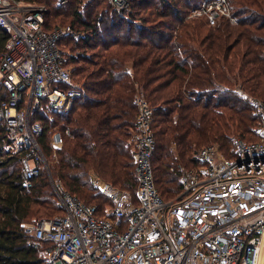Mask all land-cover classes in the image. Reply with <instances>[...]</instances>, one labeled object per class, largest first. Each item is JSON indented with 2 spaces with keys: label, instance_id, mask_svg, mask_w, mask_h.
<instances>
[{
  "label": "trees",
  "instance_id": "trees-1",
  "mask_svg": "<svg viewBox=\"0 0 264 264\" xmlns=\"http://www.w3.org/2000/svg\"><path fill=\"white\" fill-rule=\"evenodd\" d=\"M31 1L46 6L47 31L64 15L61 9L71 7L73 51L65 61L81 96L67 112L32 118L42 125L38 141L48 171L41 170L30 191L22 188L20 158L4 147L0 123V264H45L42 248L33 246L22 224L64 212L49 176L96 211L110 200L95 178L135 188L136 92L153 107L152 166L165 200L181 189L179 160L196 165L193 153L212 143L232 157L237 138L258 140L253 130L259 118L249 96L264 102V0H229L237 22L221 17L214 25L204 16L186 18L202 0H128L121 16L110 0ZM76 24L83 33H75ZM7 38L0 32V55ZM54 129L63 135L59 148L51 143Z\"/></svg>",
  "mask_w": 264,
  "mask_h": 264
},
{
  "label": "built area",
  "instance_id": "built-area-1",
  "mask_svg": "<svg viewBox=\"0 0 264 264\" xmlns=\"http://www.w3.org/2000/svg\"><path fill=\"white\" fill-rule=\"evenodd\" d=\"M110 2L123 15L128 0ZM46 9L41 3L0 0V32L8 35L0 55V123L4 147L20 158L24 191L42 169L48 171L38 141L42 125L32 118L42 111L67 112L81 96L59 45L71 29L45 30ZM200 16L211 25L221 17L237 22L229 0H202L186 18ZM133 102L135 193L96 178L94 185L110 200L100 215L49 176L64 212L22 224L33 246L42 248L44 263L264 264V102H252L258 140L237 138L232 157L223 156L215 143L200 148L196 165L178 168L181 189L169 200L155 186L153 107L141 92ZM51 137L53 146L62 145L60 131L54 129Z\"/></svg>",
  "mask_w": 264,
  "mask_h": 264
},
{
  "label": "rangeland",
  "instance_id": "rangeland-1",
  "mask_svg": "<svg viewBox=\"0 0 264 264\" xmlns=\"http://www.w3.org/2000/svg\"><path fill=\"white\" fill-rule=\"evenodd\" d=\"M40 1H44V0H40ZM25 2L26 3H29V2H34V1H31V0H25ZM105 5V4H104ZM51 7V6H50ZM125 8H127V7H125ZM66 9V10H65ZM101 9H102V7H100V8H98V10L99 11H101ZM104 9H105V11H107L108 10V7L107 6H105L104 7ZM47 10V9H46ZM125 10V9H124ZM124 10H123V13H124ZM61 11H62V14H64L63 16H58L57 17V21H56V23H54L53 25H55V26H53V25H51L53 28L54 27H67V26H69V21H70V19L69 18H71L69 15H72L71 14V7H69V8H64V10H62L61 9ZM111 11V9L109 10V12ZM46 12L47 11H45V13H44V18H45V14H46ZM112 12V11H111ZM48 19H51V18H48ZM67 21V22H66ZM75 30H76V32L75 33H79V31L81 32V33H83L82 31V28H80V26H78L77 24H76V27L74 28ZM69 31L67 32V33H65V34H63V45H62V48L65 50V52H66V54H72L71 52L73 51L71 48H70V44H69V42H68V40H69V38H68V36H70L69 35ZM76 34H74V39H77L78 37H77V35L75 36ZM76 43H78V42H76ZM77 51V50H76ZM249 98L251 99V101L253 102V100H254V98H251L250 96H249ZM253 111H254V109H253ZM258 117V116H257ZM132 142V141H131ZM216 144V143H215ZM217 145V144H216ZM218 146V145H217ZM53 147H55V148H59V147H61V146H59V147H57V146H53ZM218 148H219V146H218ZM198 150H199V148L193 153V156L192 157H195V154H196V152H198ZM219 150H220V152H221V154L223 155V156H226L223 152H222V150L219 148ZM174 154H175V156H176V158H177V152H176V150L174 149ZM178 168L179 167H181V166H186V167H188V165H186L183 161H181V160H179L178 161ZM96 179V178H95ZM95 179H94V181H95ZM178 181H179V179H178ZM155 186H156V184H155ZM157 188V187H156ZM124 190H128V191H130V193L131 194H134L135 193V188L134 189H124ZM108 207V204H104L103 205V209L101 210V211H97L98 212V214H100V215H102L105 211H104V209L105 208H107ZM35 219H39V218H37V217H33V218H31V220H29V221H32V220H35ZM28 222V221H27Z\"/></svg>",
  "mask_w": 264,
  "mask_h": 264
}]
</instances>
